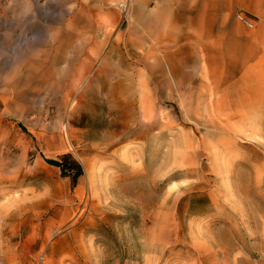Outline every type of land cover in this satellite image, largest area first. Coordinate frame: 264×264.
Masks as SVG:
<instances>
[{
    "label": "rangeland",
    "instance_id": "rangeland-1",
    "mask_svg": "<svg viewBox=\"0 0 264 264\" xmlns=\"http://www.w3.org/2000/svg\"><path fill=\"white\" fill-rule=\"evenodd\" d=\"M121 1L0 0L1 264H264V0ZM27 18L47 100L1 66Z\"/></svg>",
    "mask_w": 264,
    "mask_h": 264
},
{
    "label": "bare ground",
    "instance_id": "bare-ground-1",
    "mask_svg": "<svg viewBox=\"0 0 264 264\" xmlns=\"http://www.w3.org/2000/svg\"><path fill=\"white\" fill-rule=\"evenodd\" d=\"M121 2H123V4L121 3V7H123V8H124L125 4L128 3V2L126 3V0H122ZM15 3L18 5V8H20L21 12L25 13L26 15L30 14V17L32 19H35L37 17L38 18H46V21H48V23H49L50 20L54 19L55 16L58 15L62 19V20L60 19L61 23L59 25L63 27L64 20H65L64 16L66 15L67 11H65L62 6H60V8H58L60 10H56L55 6H53V4L50 2V0H15ZM57 20H55V21H57ZM26 21L27 22H24L23 24H21V30H20V33L18 35L19 38H18L17 42L15 43V46H17V50L15 51L14 59L11 61L8 58L4 59L1 66H2L3 70H6L7 67L10 68V71L13 70L14 76L16 77L17 80H21L24 82L26 80V81L31 82V83L39 82L38 83L39 85L38 86L36 85L37 86L36 89L35 88H34L35 90L30 89V92L32 94L36 93V92L42 93L43 95H45L44 96L45 100H47V98L49 96H51L53 94V92L55 91L54 88H56L55 84L57 83V81L54 80V78L42 80V77H44V72H45V74H47V73H50L51 70H49L48 67H44V71H42L43 67L41 68V65L39 63H35V64L33 63V65H31V67L30 66L28 67L26 63L24 65H22V67L18 68L17 66L23 60H27V58L33 57L35 59L36 54L34 52L37 50L38 46H41V45L49 46V52L51 53V56L49 57V59L51 58L50 67H55V66H57V64H62V63L68 62L64 55H60L58 53L62 50V48H64V44H63L62 40L65 37V34L67 32H65L64 29L61 31L58 30L56 35H52L51 37L46 39V34H44L42 32L41 28L37 24L38 22H36L33 25H29L28 18L26 19ZM62 27H60V29ZM59 33H60V35H59ZM3 47H5V46H3ZM61 52H63V51H61ZM23 67H25V68H23ZM66 67L64 66V68H66ZM62 71H64V69H62ZM107 72H108L107 73V75H108V74L112 73V70L108 69ZM87 76L89 78H91V80L94 81L98 78L99 75H98V73L90 71V73H88ZM106 79H107L106 81H108L110 86H111V81H110L112 79L111 74H110V77L108 76ZM7 80L9 81V79H7ZM126 80H127L126 78H123L122 82H124ZM61 87H62V85L59 84L58 88H61ZM63 90H64V87H63ZM143 90H144V88H143ZM65 92H64V95H66V97H67L68 94H66ZM115 97L113 96V94H111L108 101H113L112 104H115V105L117 103H121V102L126 103V100L124 98H122L120 94H117V96L115 95ZM46 107L49 109V107H50L49 102L46 104Z\"/></svg>",
    "mask_w": 264,
    "mask_h": 264
},
{
    "label": "trees",
    "instance_id": "trees-1",
    "mask_svg": "<svg viewBox=\"0 0 264 264\" xmlns=\"http://www.w3.org/2000/svg\"><path fill=\"white\" fill-rule=\"evenodd\" d=\"M50 163L55 166H60V163L57 161H50Z\"/></svg>",
    "mask_w": 264,
    "mask_h": 264
},
{
    "label": "built area",
    "instance_id": "built-area-1",
    "mask_svg": "<svg viewBox=\"0 0 264 264\" xmlns=\"http://www.w3.org/2000/svg\"><path fill=\"white\" fill-rule=\"evenodd\" d=\"M0 264H1V262H0Z\"/></svg>",
    "mask_w": 264,
    "mask_h": 264
}]
</instances>
